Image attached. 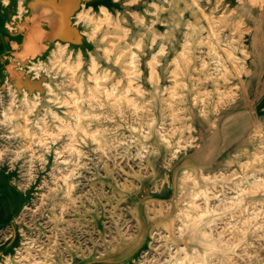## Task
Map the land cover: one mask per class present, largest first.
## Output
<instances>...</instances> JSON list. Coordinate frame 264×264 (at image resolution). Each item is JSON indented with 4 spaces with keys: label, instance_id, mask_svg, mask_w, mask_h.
I'll return each mask as SVG.
<instances>
[{
    "label": "rangeland",
    "instance_id": "1",
    "mask_svg": "<svg viewBox=\"0 0 264 264\" xmlns=\"http://www.w3.org/2000/svg\"><path fill=\"white\" fill-rule=\"evenodd\" d=\"M128 1L78 19L92 55L33 66L36 16L6 58L4 82L52 88L0 83V182L26 198L0 262L264 264V0Z\"/></svg>",
    "mask_w": 264,
    "mask_h": 264
},
{
    "label": "crops",
    "instance_id": "2",
    "mask_svg": "<svg viewBox=\"0 0 264 264\" xmlns=\"http://www.w3.org/2000/svg\"><path fill=\"white\" fill-rule=\"evenodd\" d=\"M54 2H59L60 0H53ZM73 3L72 0H70ZM73 3L75 5L74 11L72 16H70L69 20V27L70 29L63 30L61 35L57 37H50L49 34L57 28L59 24L55 23L49 24V21L46 19L45 14L41 15H32V2L33 0H28L26 3L27 12L26 15L28 16L27 19H24L22 16L20 19L13 21L15 23V29L9 31L7 22L12 20L13 12H16L18 9L19 0H12L9 4L2 2L0 5V83L4 82V78L7 75H3L2 71L4 65L7 63L6 58L9 56H14L16 53L22 51L26 43L30 39V29L26 28L28 24V19H32L36 16H40L41 19L39 20V28L43 31L44 36L43 39L37 43V49L39 47L41 49L38 50V56L46 59L47 56L50 55L52 43L57 42L60 40L64 44L67 42L69 47L76 52V54L80 53L81 56H88L94 54L96 50L95 41L90 39L87 35L89 30L88 23L80 19L77 22V12H84V13H99L103 10L111 13V14H125L129 13L130 10L133 9L129 6L128 0H74ZM81 10V11H80ZM85 10V11H84ZM49 14V12L47 13ZM25 18V17H24ZM19 21H22L23 26L19 25ZM26 21V22H25ZM24 27V28H23ZM59 29L62 28L59 26ZM32 31V30H31ZM73 31V32H71ZM70 34V35H69ZM69 35V36H67ZM71 36V37H70ZM70 37V38H69ZM41 44V45H40ZM45 45V46H44ZM43 51V52H42ZM45 76V74H44ZM42 76L40 77H33L35 81L34 89L44 88L46 85V79ZM264 96L258 98L257 102H255L256 107L255 114L256 116L260 115V112L264 111ZM4 177H0V181H2ZM0 230H3L5 227H9L14 225L15 217L18 211L21 209L22 205L26 202L25 193L16 189V188H5L3 185L5 183L0 182ZM3 244V243H0ZM7 244L0 245V251L6 247Z\"/></svg>",
    "mask_w": 264,
    "mask_h": 264
},
{
    "label": "bare ground",
    "instance_id": "3",
    "mask_svg": "<svg viewBox=\"0 0 264 264\" xmlns=\"http://www.w3.org/2000/svg\"><path fill=\"white\" fill-rule=\"evenodd\" d=\"M73 3L75 2L74 0H72ZM4 3H7L9 4L11 2V0H3ZM21 2H23L22 4H19L18 5V9L15 12H13L12 14V21L16 20L18 16H20V12H22L23 10H26L27 11V7L25 5V0H22ZM71 3L70 0H60L59 2H54L53 0H33L32 2V10H31V13L32 15H38L39 13H44L45 16H46V19L49 21V24H59V26L62 28L59 29V26L57 28H54V30L52 32H54V35L52 37H57L58 35H61L63 32V30H66V29H70L69 27V20H70V16H72V13L74 11V7L75 5ZM81 11V10H80ZM85 11V10H84ZM49 12V14H47ZM84 12H77V22H78V19L81 18L83 16ZM110 16V15H109ZM25 17V18H24ZM23 18V21L24 19H27L28 16L25 14L24 16H22ZM91 19V18H90ZM241 21V20H240ZM26 22V21H25ZM8 23V22H7ZM10 26V24H8ZM19 25L23 26L22 24V21H19ZM11 28V26H10ZM15 28V27H12V29ZM24 28V27H23ZM73 32V31H71ZM70 35V34H69ZM67 35V36H69ZM63 36V34H62ZM71 37V36H70ZM69 37V38H70ZM57 42L61 45V46H66V47H69V44L67 42H64V44L62 42H60V40H57ZM242 42V41H241ZM57 43V44H58ZM41 45V44H40ZM45 46V45H44ZM42 48V47H41ZM39 47V49H41ZM38 49V50H39ZM72 50V48H71ZM242 50L245 51V53L247 54L248 53V50L246 49L245 46H242ZM43 52V51H42ZM58 52V51H57ZM175 60V59H174ZM45 60L41 57L38 58V62L37 61H34V65H36L37 63H43ZM39 63V64H40ZM30 69V68H29ZM239 72V71H238ZM17 76V78L19 79V81H22L23 82V85L21 83L20 87L22 88V93H21V101L23 103H29V91L31 90L32 91V88H34L35 84L33 81H29L25 78L22 77V73L21 72H12L9 76L10 78L12 79L13 76ZM9 76L8 78H6L5 80V84H8V85H11V80L9 79ZM15 78V77H14ZM19 84V83H18ZM47 86L49 88H52V85L48 82H46ZM17 85V84H16ZM14 86V85H13ZM46 86V87H47ZM15 87V86H14ZM19 87V86H18ZM219 91V90H217ZM15 92H17L15 89H12V93L14 94ZM225 92V91H223ZM34 95H35V98H37V101L36 103L38 102V99L40 98V92L38 90H34ZM11 96V95H10ZM35 103V102H34ZM52 112H55L54 110H52ZM59 117L61 118V116L59 115ZM65 126V125H64ZM62 126V127H64ZM81 128V127H80ZM259 128V127H258ZM264 129V128H263ZM29 131V130H28ZM74 133V132H73ZM75 139V138H74ZM74 149V148H72ZM246 159V158H245ZM83 161V160H82ZM189 171V170H188ZM70 173V172H69ZM196 177V176H195ZM211 177V176H210ZM208 177V178H210ZM245 183V182H244ZM195 191V190H194ZM198 193V192H197ZM196 193V194H197ZM209 194V193H208ZM201 195V194H200ZM197 196V195H196ZM195 196V197H196ZM194 198V197H193ZM197 198V197H196ZM191 200V199H190ZM254 201V200H253ZM195 202V201H194ZM262 202V201H261ZM254 203V202H253ZM252 203V204H253ZM194 205H197V203H191V202H187L185 204H183L180 209H179V213L181 214H187L189 213L191 210H192V207ZM197 208V207H196ZM195 208V209H196ZM200 209V208H198ZM197 211V210H195ZM192 212V211H191ZM190 212V213H191ZM198 215V214H197ZM187 221H190L187 220ZM188 223V222H187ZM206 232V231H205ZM3 256V260H1L0 264H10V258H11V255L10 253H5ZM199 256V254H198ZM196 259V257H195ZM110 260V259H109ZM107 261V260H106ZM196 261H199V259H197ZM41 262V261H40ZM38 263V262H37ZM32 264V263H31ZM43 264V263H42Z\"/></svg>",
    "mask_w": 264,
    "mask_h": 264
}]
</instances>
